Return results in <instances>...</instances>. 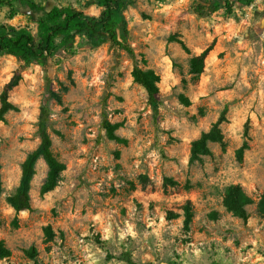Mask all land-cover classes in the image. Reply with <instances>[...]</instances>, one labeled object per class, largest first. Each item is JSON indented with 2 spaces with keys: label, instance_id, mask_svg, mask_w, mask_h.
Instances as JSON below:
<instances>
[{
  "label": "rangeland",
  "instance_id": "obj_1",
  "mask_svg": "<svg viewBox=\"0 0 264 264\" xmlns=\"http://www.w3.org/2000/svg\"><path fill=\"white\" fill-rule=\"evenodd\" d=\"M36 1L47 9L72 4L90 15L101 10L96 0ZM194 2L208 0H135L125 11L128 40L147 59L142 67L161 75L158 116L133 79V60L109 42L92 48L77 39L76 53L60 51L46 67L32 64L24 71L10 93L17 109L0 122V240L12 252L0 264H131L124 252L134 264H264V212L258 206L264 193V0H233L236 16L221 8L206 17L193 12ZM8 12L0 3L4 23L36 35L43 11L22 5L12 18ZM211 44L203 73L193 77L190 58ZM18 65L15 56L0 57V95ZM47 79L61 96L50 102L49 131L66 169L58 186L42 194L49 167L39 158L32 209L17 213L6 197L40 143ZM225 106L224 143H211L213 153L191 164V141ZM103 110L122 122L117 134L127 143L108 138ZM245 140L250 148L239 161L236 149ZM232 183L253 198L247 220L223 206ZM189 202L194 215L186 224ZM31 247L36 258L25 252Z\"/></svg>",
  "mask_w": 264,
  "mask_h": 264
},
{
  "label": "trees",
  "instance_id": "obj_2",
  "mask_svg": "<svg viewBox=\"0 0 264 264\" xmlns=\"http://www.w3.org/2000/svg\"><path fill=\"white\" fill-rule=\"evenodd\" d=\"M239 1L249 3L250 0ZM134 2L135 0H96L94 3L101 8L100 13L98 15H90L72 4H55L47 9L36 0H0V3L9 7L8 16L10 18L19 13L22 5L28 6L32 11H43V15L37 20L36 35L26 27L6 24L0 19V57L12 55L19 60L18 67L4 85L0 95V122L6 120V114L9 111L17 109V106L10 100V93L21 83L24 71L32 64L46 67L53 56L60 51L76 53L78 48L76 41L80 38L92 48L109 42L114 48L124 50L134 63L132 69L134 81L145 90L147 103L152 108L154 115L158 116L161 105L159 98L161 75L153 68L142 67V64L147 61L145 54L133 47L128 40L129 29L125 11ZM90 3L91 1L87 5ZM233 7V0H208V3L194 2L192 4L193 12L201 17L210 16L221 8H224L227 13L236 16ZM171 40L178 41L183 49L189 52L188 46L182 39L171 36ZM211 49L212 44L201 53L190 58V73L193 77L197 78L203 73L206 57ZM52 99H57L60 102L61 96L52 90L50 80L47 79L46 92L42 99L37 123L40 143L23 160L18 186L6 197L8 204L17 213L32 209L30 190L39 158L43 157L49 167L47 178L41 186L42 194L50 192L58 186L62 173L66 169V164L55 155L52 149L53 139L49 131L51 126L50 102ZM180 99L187 106L191 104V100L183 94ZM227 113L228 106H225L210 128L191 141L189 155L191 164L203 162L205 156L213 153L210 146L211 143H224L222 124L228 121ZM122 125V122H112L108 118L106 110H103L101 128L106 131L108 138L119 143H127V138L117 134V130ZM249 148V141L245 140L236 149V157L239 161H243L245 151ZM3 192L0 153V203ZM222 203L228 212L243 220H247L249 217L247 206L253 203V198L241 184L232 183L225 188ZM258 206L264 212V193L261 194ZM185 208V221L188 224L192 221L194 215L190 202ZM212 215L216 216L217 213L214 212ZM45 233L48 240L53 238L54 234L51 226L45 227ZM25 252L31 258H36L37 256L35 247H31ZM11 253V249L3 240H0V258L9 257ZM123 259L134 264L129 252H124Z\"/></svg>",
  "mask_w": 264,
  "mask_h": 264
}]
</instances>
